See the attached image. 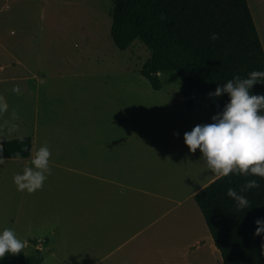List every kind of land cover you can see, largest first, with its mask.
<instances>
[{
  "label": "rangeland",
  "instance_id": "rangeland-1",
  "mask_svg": "<svg viewBox=\"0 0 264 264\" xmlns=\"http://www.w3.org/2000/svg\"><path fill=\"white\" fill-rule=\"evenodd\" d=\"M247 3L264 42V0ZM111 9L112 0H0V100L6 105L0 114V141L31 136L35 151L46 145L51 153L50 172L42 187L33 192L18 191L13 181L25 167H34L32 158L4 159L0 164V231L11 228L21 241L39 242L47 237L45 252L51 254V260L62 259L66 264H93L111 247L103 241L105 227H77L74 232V216L75 207L83 205L80 200L92 199L104 206L101 191L122 189L109 179L126 184L133 177L123 158L136 151L131 128L138 119L123 118L146 110L162 127L160 131L168 132L172 124L173 143L183 138L174 135L181 114H186L187 131L203 123L188 115L176 73H159L158 90L140 74L150 55L140 41L124 50L114 46ZM10 52L20 59L19 64ZM13 88L19 91L13 93ZM142 99L147 101H136ZM136 102L145 109L127 108ZM194 103L199 115L209 122L213 113L199 95ZM125 127H130L128 134ZM123 137H129L128 143ZM175 215L178 221L174 218L164 223L173 213L165 215L150 227V235V230H144L133 236L118 253L147 236L172 237L187 220L183 212ZM117 218V228L128 235L137 232L132 223H120L125 217ZM22 250L28 251L26 246ZM178 259V264L201 262L195 255L185 261Z\"/></svg>",
  "mask_w": 264,
  "mask_h": 264
},
{
  "label": "trees",
  "instance_id": "trees-1",
  "mask_svg": "<svg viewBox=\"0 0 264 264\" xmlns=\"http://www.w3.org/2000/svg\"><path fill=\"white\" fill-rule=\"evenodd\" d=\"M162 13L165 19H161ZM111 19L114 46L124 50L135 40L140 41L150 51L140 74L158 90V72L176 73L189 109L190 96L196 91L215 115L229 99L226 93L219 97L209 95L217 84L237 74L246 77L253 70H264V50L247 0H112ZM212 33L218 38L210 39ZM251 91L264 93V84H254ZM21 137L22 140L16 137L0 141V156L27 158L31 137ZM247 179H256L259 187L242 193L251 208L238 209L227 196V189L240 192ZM194 199L222 264H264V239L253 235L255 219L264 217V178L231 173L219 176L197 192ZM40 261L38 249L30 256L21 250L5 253L0 264Z\"/></svg>",
  "mask_w": 264,
  "mask_h": 264
},
{
  "label": "crops",
  "instance_id": "crops-1",
  "mask_svg": "<svg viewBox=\"0 0 264 264\" xmlns=\"http://www.w3.org/2000/svg\"><path fill=\"white\" fill-rule=\"evenodd\" d=\"M256 29L264 50L262 30L260 31L258 25ZM10 56L15 60V63H20V59L13 52H10ZM196 95L198 93L193 91L190 96L192 108H185L188 111L187 113H189L188 115L202 120L203 123H211V118H209V122H206L199 115V108L194 103ZM136 101L145 102L147 100ZM129 107L137 111L145 109L144 104L141 105L137 102L131 106L127 104V108ZM145 111L142 114H134L133 118H128L129 116L123 118L124 120L127 119V121L138 119V121H135V126L131 128V137H136L134 140L137 145L136 151H134V148L131 156H124L126 158H123L127 162L125 165H127L128 171L133 170V177L126 184L109 179L112 184L118 183L122 189L101 191L100 193L105 196L106 200L104 206H99L92 199L88 200V202L80 200L79 203L83 205L75 207L77 215L74 216V232L77 231V227L79 230H84V228H90L91 226L101 229L106 228V236L103 241L108 243V246L111 245V247L105 255L99 257L93 264H99L106 258L105 264H178L179 257L180 260L185 261L188 258L191 259L193 255L201 258V262L198 264H222L220 252L213 242L209 229L194 199V195L197 192L218 178L219 175L208 169L199 149L195 152H190L183 138L181 141L175 140V143L170 141L173 129L172 124L169 123L171 128L168 132L160 131L162 127L156 125L151 114H145ZM186 118L184 112L181 114L180 120L176 122L175 131L179 133L178 137L183 136L184 132L187 131ZM129 130L130 127H125L127 134ZM178 137L176 138L178 139ZM128 139L129 137L122 138L127 143ZM31 144V153L27 158L33 159L36 151L32 137ZM125 147L127 155L128 147L127 145ZM57 165L65 170H70L65 164ZM78 172L88 174L85 170H78ZM91 176L93 177V175ZM95 193L97 194L98 191H95ZM180 212L186 214L187 220L182 222L178 231H173L172 237L147 236L133 243L132 248H129L124 253H118L129 243L133 236L142 234L144 230L152 229L150 227L161 222L165 215L173 213V216L164 223H168L174 218L178 221V215L175 214H180ZM117 216L125 217L120 223L124 221L127 224L132 223V226H134L132 228H135L134 230H137V232L128 235L124 230L117 228L119 225L117 224L119 221ZM139 223L141 224L139 225ZM151 232L152 230H150L148 235ZM119 235H122V238H117ZM103 241L94 243L100 244ZM25 242L28 250L25 253L26 256L35 255L36 249L39 250L41 261L38 264H66L62 259L51 260V254L48 255L45 252L49 238L46 237L39 242L35 241V239H29ZM72 253H70V256H76V254ZM71 259L79 261V256H77L76 260Z\"/></svg>",
  "mask_w": 264,
  "mask_h": 264
},
{
  "label": "clouds",
  "instance_id": "clouds-1",
  "mask_svg": "<svg viewBox=\"0 0 264 264\" xmlns=\"http://www.w3.org/2000/svg\"><path fill=\"white\" fill-rule=\"evenodd\" d=\"M161 19H165L163 13ZM217 38L216 33L210 35V39ZM257 83L264 84V70H253L246 77L237 74L225 83L217 84L209 95H228L222 111L211 117V123L196 124L183 134L189 151L199 149L208 169L219 176L231 173L264 178V93L254 94L251 91ZM18 91V88L12 89L13 93ZM5 110L6 105L0 100V114ZM174 135L178 136L179 133L174 132ZM18 139L22 140L23 137ZM50 155L48 147L41 146L32 159L34 167H25L23 173L14 175L13 181L18 191L33 192L42 187L46 173L50 172ZM3 163L4 158L0 156V164ZM257 187L256 179H247L240 192L228 188L226 194L235 201L238 209H249V200L242 193ZM254 223L256 228L253 235L264 239V217H257ZM25 243L15 235L13 229L4 228L0 231V260L5 253L21 252Z\"/></svg>",
  "mask_w": 264,
  "mask_h": 264
},
{
  "label": "built area",
  "instance_id": "built-area-1",
  "mask_svg": "<svg viewBox=\"0 0 264 264\" xmlns=\"http://www.w3.org/2000/svg\"><path fill=\"white\" fill-rule=\"evenodd\" d=\"M0 69H2L1 65H0Z\"/></svg>",
  "mask_w": 264,
  "mask_h": 264
}]
</instances>
